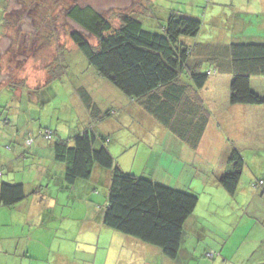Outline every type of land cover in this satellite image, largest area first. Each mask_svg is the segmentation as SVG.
Masks as SVG:
<instances>
[{
	"label": "rangeland",
	"instance_id": "374dc122",
	"mask_svg": "<svg viewBox=\"0 0 264 264\" xmlns=\"http://www.w3.org/2000/svg\"><path fill=\"white\" fill-rule=\"evenodd\" d=\"M206 1L208 0H0V48L7 47V51H4L5 61L2 72H4L5 80L10 83V86L6 84L7 87L0 91V168L3 167L5 175L9 173L7 164L3 163L1 167V154H5L6 158H13L6 149L7 146L11 149L16 144L15 140L19 139L11 132L13 127L11 123H8V119L12 120L16 128L17 125L27 126L28 129L34 127L35 136L45 139V151L54 138L59 136L69 138L78 130L89 126L88 122L96 126V133H98L97 125H101V129L106 128L108 134L117 137L111 142L112 154L116 162L126 172L140 176L143 171H158L161 169L160 166L166 168L167 165H171L157 152V149H160L158 145L161 146V144L155 147V144L151 143L154 141L152 137H157L159 141H165L167 138L174 139L179 143V147H185L190 158L186 159L188 164L183 167L187 168L185 175L189 173L186 177L189 185L188 191L199 197L195 213L199 219L198 222L214 231L208 233V238H202L201 244L209 241L215 246L210 248L222 250V245L225 243L224 251L233 259L227 260V264H239L241 260L234 259V254L238 251L248 254L250 264H258L259 260L256 257L252 259V253L256 247L254 243L256 238L264 235V185H260L257 189H254L252 185L255 180L264 178V157L263 160L249 161L247 157L252 154V151L247 150L246 164L241 175L238 194L235 197L226 190H222L223 194L203 191L202 184L219 178L227 170L228 163L222 164L219 156L218 159L208 162L192 158V148L189 144L172 135L153 116L143 112L144 110H141L142 108L136 102L132 101L109 79L99 75L77 45L69 38L70 30H78L81 27L67 16L66 9H64V4L91 5L108 17L114 26H118L120 11L133 9L138 13L144 11L143 6L150 4L149 10L142 15L137 14V17L142 21L145 29L158 33L163 32V24L173 10L200 19L202 24L198 34L182 36V40L185 39L184 42L191 46L192 50L196 48L194 55L192 54L190 58L198 59L197 63L201 72L214 70V67L219 69L217 74L208 75V81L203 88L193 87L192 89L193 93L205 98L206 102L218 103L215 107L204 103L206 107H203L205 109L203 111L207 115L209 111L207 107L215 112L220 111L223 106V93H231L232 76L226 71L231 64V56L228 54L231 43H264V14L258 18L254 17L253 20L248 17L245 9L252 4L249 0H236L235 6L231 3L227 5L228 1L225 0H216L219 3L222 1L225 3L215 5L213 8L208 6L204 8L207 5ZM257 6L262 8L264 5ZM234 8L244 10L240 13L241 17L233 16ZM51 21L53 26H51ZM9 26L11 27L9 34L4 37V34L8 32L6 28ZM53 31L56 36L52 35ZM43 36L47 40L43 39ZM57 37L59 41L56 40ZM90 38L94 43L96 42L93 37ZM58 43L64 44L68 49V63H65L67 69L62 78L46 84L49 75L47 67L57 54ZM180 76L183 82L192 85V79L188 73L182 72ZM258 79L262 80L261 84L255 85L256 80L253 78V88L264 95V78ZM79 86L87 88L102 112L115 110L114 114L112 113L105 120L90 121L89 112L85 110L75 90ZM18 88L20 92L17 91ZM249 105L254 111L249 115H243L249 118V123L246 118L243 120L244 124H250L252 127L239 126L237 134L232 130V124L228 127L222 118L215 116L210 118L209 114L208 122L217 123L221 130L218 133V131L209 129L210 124L207 122L204 144L209 146L210 142H217L223 137L226 145H223L222 149L228 150L229 154L234 147L244 153L252 146L262 145L264 143V104ZM253 121L256 122L255 125L252 124ZM47 129L55 131L56 135L53 139L46 138L40 132V130ZM8 132L11 137H8ZM167 142L163 146L166 147ZM212 152L216 154L214 150L209 149L206 159L209 158L210 153L213 157L217 156ZM19 162L17 161L16 164ZM172 166V173L178 175L182 165ZM190 181H193L191 187ZM100 184L97 187L104 191L103 189L106 188L103 186V181ZM27 186L29 188V184ZM34 190L35 187H31L30 191ZM212 198L217 205H220L218 208L208 206ZM2 211L0 207V230L9 232L11 226L4 221ZM197 237L195 235L196 239ZM194 242L196 243V240ZM203 252H205L203 248L198 251L199 254ZM2 257L6 260L3 263ZM1 263L16 264L9 254L4 253H0ZM36 263L47 264L44 261ZM89 264L111 263L106 259L105 254H99Z\"/></svg>",
	"mask_w": 264,
	"mask_h": 264
},
{
	"label": "trees",
	"instance_id": "16d2710c",
	"mask_svg": "<svg viewBox=\"0 0 264 264\" xmlns=\"http://www.w3.org/2000/svg\"><path fill=\"white\" fill-rule=\"evenodd\" d=\"M149 7L150 4L143 6L144 11L138 13L133 9L120 11L119 25L114 26L108 17L91 5L64 4L67 16L81 27L70 30L69 38L99 75L109 79L172 135L197 148L208 122V114L204 113L202 102L192 89L203 88L208 75L217 74L219 69L214 67V70L201 72L198 59L190 58L196 48L192 50L184 42L186 40H182V36L198 34L202 24L200 19L173 10L163 24V32L158 33L145 29L137 17V14L146 13ZM52 35L56 36L54 31ZM56 40L59 41L58 37ZM58 46L54 60L47 67L49 75L46 84L62 78L67 69L68 49L64 44L58 43ZM228 54L231 64L226 71L232 76L230 102L264 104V95L252 86V78H264V43L233 42ZM182 72L188 73L192 85L181 80ZM75 90L90 112V121L105 120L115 112H102L85 86ZM87 125L69 138H54L56 133L51 129L42 131L45 137L50 134L46 138H54V157L64 166L65 182L72 186L77 180H90L97 168L109 171L107 202L102 217L104 224L154 245L167 257L175 259L184 240L186 223L198 205V195L148 176L126 172L112 154L111 142L117 137L98 134L93 129L94 125L90 122ZM28 139L33 141V138ZM227 163L228 169L218 181L234 196L246 158L234 147ZM263 184L261 177L252 186L258 188ZM27 195L23 183L0 182V207L14 206ZM209 253L205 254L206 257L213 258V252L212 256Z\"/></svg>",
	"mask_w": 264,
	"mask_h": 264
},
{
	"label": "crops",
	"instance_id": "0c3cea01",
	"mask_svg": "<svg viewBox=\"0 0 264 264\" xmlns=\"http://www.w3.org/2000/svg\"><path fill=\"white\" fill-rule=\"evenodd\" d=\"M225 1H228L227 5L231 3L235 6L237 3L236 0ZM225 1L221 3L216 0L206 1L207 5L204 8L207 6L213 8L215 5L224 4ZM249 1L252 4L249 8L245 9V14L248 17L253 20L254 17L257 16L258 18L261 14H264V6L262 8L257 6L264 5V0ZM243 4L245 5V3ZM243 11V9L234 8L233 16H240V13ZM6 29L8 32L4 34V37L9 34L10 29L8 27ZM2 48H0V91L7 87L6 84L9 85V82L3 77L4 72H2L5 61L4 51H7V47ZM5 69L7 70V68ZM258 78L263 77H255V85L261 84L260 81L262 80ZM17 91L20 92L21 90L18 88ZM22 92H24L23 89ZM199 99L203 107H206L204 103L213 107L218 104L216 102L208 103L205 101V98L200 96ZM222 102L223 106L220 111L215 112L207 107L210 118L212 116L216 118L220 117L226 122L228 127L232 124V130L236 134L239 126H251L250 124H244L243 120V118H246L249 123V118L243 117V115H249L254 111L251 110L252 107L249 104H232L230 102V93H223ZM225 105L227 106L226 108ZM85 110L87 111L86 108ZM29 114H31L30 110ZM8 123L12 124L13 129L11 132L14 137H19V139L15 140L16 144L11 149H8V146L6 149L13 158H6L5 154H1V167L7 164L9 173L5 175L3 167L0 168L2 171L0 180L10 183H23L28 192L27 197L16 205L7 207L6 209L1 207L4 221L7 225L11 226V231L3 232L0 230V253L9 254L16 264H37V261H44L47 264H89L99 254H105L106 259L111 264H159L160 262L163 264H191V262L192 264H227V260L232 259L224 251L225 243L222 245V250L210 248L215 246L211 245L209 241L201 244L202 238H208V233L214 231L208 229L205 224L198 222L199 219L195 215L197 209H195L194 214L186 223L184 240L175 259L167 257L154 245L142 242L133 236L107 227L102 217L107 202L110 172L97 168L92 179H80L74 185L68 186L64 180V166L56 161L54 157L53 145H49L47 151H45V139L41 136H35L36 130L34 127L28 129L27 126L17 125L16 128L11 119H8ZM208 123L210 124L209 129L218 131L219 133L221 128L217 123ZM252 124L255 125L256 122L253 121ZM97 126L98 134H108L106 128L101 129V125ZM93 129H96V126ZM206 129L207 127L202 134L197 148L191 147L192 158L208 162L212 159H218L219 156L222 164H227L229 151L224 150V148L222 149V146L226 145L225 139L222 137L217 142H210L209 146H206V143L204 144ZM8 137H11L10 133ZM28 138H33L30 145L26 143ZM152 138L154 141L151 143H154L155 147H157V144H161V146L158 145L160 149H157V152L161 154L162 159L165 157L171 165H167L166 168L160 166L161 169L158 171H143L141 172L142 176L146 175L163 184L188 190L189 185L186 177L189 173L185 175L187 168L183 166L188 164L186 159L190 158L187 155V151H185V147H179V143L171 138H167L165 141H159L157 137ZM165 142H167L166 147L163 146ZM209 149L214 150L216 154L212 153L217 156L213 157L210 153L209 158L206 159ZM247 150L252 151V154L247 157L249 161L263 160L264 143L246 149L243 153L244 157L248 154ZM17 161H20L19 164H16ZM172 165L175 167L182 165L181 172L178 175L172 173ZM31 177H33L32 180ZM28 179L29 181H27ZM218 179L216 178L213 182L208 180V183L205 180L204 182L206 183L202 184L203 191H215L216 193L223 194L222 190L225 189L220 185ZM101 181H103V186L106 188L103 189L104 191H101L97 187L101 185ZM192 183L193 181H190V187ZM27 184H29V188ZM31 187H35V191L40 192L35 193L30 191ZM254 189L257 188L254 187ZM237 194L238 192H236L234 197ZM208 206L218 208L220 205H217L214 198H212L211 204ZM195 235L198 236L197 239ZM194 240H196V243ZM254 243L256 247L252 253V259L256 257L259 260L258 264H264V235L262 234L260 238H256ZM201 248L205 252L199 254L198 251ZM207 252H213L214 257L211 259L206 257L205 254ZM247 255L238 251L234 254V259L241 260V264H250L251 261L248 262L249 258ZM1 259L2 263L6 261L3 257ZM208 261L211 262L208 263Z\"/></svg>",
	"mask_w": 264,
	"mask_h": 264
},
{
	"label": "built area",
	"instance_id": "2783aa9c",
	"mask_svg": "<svg viewBox=\"0 0 264 264\" xmlns=\"http://www.w3.org/2000/svg\"><path fill=\"white\" fill-rule=\"evenodd\" d=\"M46 137H50V134H46ZM27 142H28V143H32V140H29V139H28ZM208 255H209V256H212L211 253H209Z\"/></svg>",
	"mask_w": 264,
	"mask_h": 264
}]
</instances>
